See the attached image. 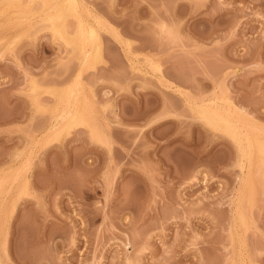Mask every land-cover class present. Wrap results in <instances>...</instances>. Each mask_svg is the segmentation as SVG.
Masks as SVG:
<instances>
[{"label": "rangeland", "instance_id": "obj_1", "mask_svg": "<svg viewBox=\"0 0 264 264\" xmlns=\"http://www.w3.org/2000/svg\"><path fill=\"white\" fill-rule=\"evenodd\" d=\"M261 147L264 0H0V264H264Z\"/></svg>", "mask_w": 264, "mask_h": 264}, {"label": "bare ground", "instance_id": "obj_2", "mask_svg": "<svg viewBox=\"0 0 264 264\" xmlns=\"http://www.w3.org/2000/svg\"><path fill=\"white\" fill-rule=\"evenodd\" d=\"M34 1H35V0H34ZM38 1H39V0H38ZM35 4H36V3H35ZM40 6H41V5H40ZM47 24H48V23H47ZM47 27H48V26H47ZM47 27H46V28H47ZM55 27H56V26H55ZM79 27H80V26H79ZM76 29H77V28H76ZM80 29H81V28H80ZM73 30H74V29H73ZM77 30H78V29H77ZM66 32H67V31H66ZM75 33H76V32H74L73 34H75ZM83 33H85V32H83ZM81 34H82V33H81ZM86 34H88V32H86ZM82 35H83V34H82ZM88 35H93V34H92V33H89ZM65 41H66V40H65ZM65 41H63V42H65ZM66 42H67V41H66ZM96 54H97V52H96ZM34 88H35V86H34ZM31 91H32V90H31ZM200 107H201V106H200ZM190 108H191V107H190ZM191 109H192V108H191ZM203 111H204V109H203ZM207 112H208V111H207ZM71 113H73V114L76 115V114H77L76 109H72V110H71ZM203 113L206 114L205 111H204ZM209 113H210V112H209ZM214 113H215V112H214ZM73 114H72V116H73ZM212 114H213V112L210 113V115H212ZM207 115H208V113H207ZM210 115H208V116H210ZM201 116H202V114H201ZM203 116H204V115H203ZM211 117H212V116H211ZM214 117H215V116L213 115L212 118H214ZM74 118H75V116L72 117V121L74 120ZM204 118H206V116H204ZM209 118H210V117H209ZM217 118H218V117H215V120H217ZM206 119H207V118H206ZM222 119H223V118H222ZM215 120H214V121H215ZM218 120H220V122H221V119H218ZM218 120L215 121V123H217ZM224 122H225V121H224ZM233 122H234V121H233ZM227 124H228V123H227ZM235 131H236V129H235ZM234 134H235V133H234ZM249 135H250V134H249ZM246 137H247V136H246ZM249 137H250V136H249ZM252 137H253V136H252ZM247 138H248V137H247ZM247 138H246V139H247ZM246 139H245V141L247 142L248 140H246ZM250 139L252 140L251 137H250ZM250 139H249L250 143L247 142V143H249V144H246V146H249V145H250V146H253V145H254L253 143L256 142V139H255V140H254L255 142L251 143L252 141H251ZM237 140H238V139H237ZM243 140H244V139H243ZM238 142H241V140H238L237 143H238ZM260 142H261V141L257 142L256 144H258V143H260ZM244 143H245V142H244ZM262 143H263V142H262ZM262 143H261V144H262ZM239 144H240V143H239ZM252 144H253V145H252ZM261 144H259V145H261ZM262 145H263V144H262ZM262 145H261V146H262ZM242 146H243V145H242ZM238 147H240V145H239ZM243 148H244V146H243ZM245 148H247V147H245ZM245 148L242 149V150H246ZM254 148H255V147H254ZM258 148H260V147L258 146ZM262 148L264 149V147H261L260 150H262ZM240 150H241V149H240ZM242 150H241V151H242ZM249 150H250V147H249ZM249 150H248V151H249ZM248 151H247V152H248ZM238 152H239V151H238ZM242 152H245V151H242ZM247 152H246V153H247ZM249 152H250V151H249ZM249 152H248V153H249ZM239 153H240V152H239ZM246 153H244L245 156L243 155V153H241V154H242V158H243V156L246 158V156L249 155V154L246 155ZM238 157H239V156H238ZM247 158H248V157H247ZM239 161H240V157H239ZM25 163H26V162H25ZM25 166H26V165H24V167H25ZM24 167H23V168H24ZM26 167H27V166H26ZM12 168L14 169V166H13ZM12 168H10V171L8 170L9 173L7 172L6 174H7V175H8V174H9V175H10V174H13V175H12V177H13L14 175L16 176V175L20 172V170L18 169V167H16L17 169L15 168V170H11ZM25 173H27V172H25ZM256 173H257V172H256ZM23 174H24V173H23ZM23 174H21V176H22ZM9 175L7 176L8 179L11 177V175H10V176H9ZM24 175H25V174H24ZM24 175H23V176H24ZM26 175H27V174H26ZM21 176H20V178L18 177L19 180H21ZM254 176H255V175H254ZM16 177H17V176H16ZM24 177H25V176H24ZM8 179H6V180H8ZM14 179H15V177H14ZM14 179H13V180H14ZM22 179H23V178H22ZM26 179H27V177H26ZM26 179H25V180H26ZM16 180H18V179H16ZM25 180L23 179V182H24ZM16 182H18V181H16ZM23 182H22V183H23ZM27 182H28V181H27ZM13 183H14V181H13ZM18 183L20 184V181H19ZM16 184H17V183H16ZM26 184H28V183H26ZM18 186H19V185H18ZM24 186H25V183H24ZM27 187H28V186H27ZM20 188H22V184H20ZM23 188H26V186L23 187ZM11 190H12V187H11ZM3 191H5V190L3 189ZM3 191L1 192V195H2ZM8 192H9V191H8ZM8 192H4V193L6 194V193H8ZM10 192H11V193H9L8 195L6 194V196H5L4 198L2 197V198H3L2 200H1V198H0V200L3 202L2 204L7 203V201H8L9 199H12V198H10V197L15 193V191H13V192L10 191ZM16 193L18 194V192H16ZM17 194H14V195H17ZM3 195H4V194H3ZM15 197H16V196H15ZM4 199H5V200H4ZM13 200H14V197H13V199L11 200V202H13ZM15 200H16V199H15ZM15 200H14L13 203H16V202H17V201L15 202ZM9 201H10V200H9ZM8 203L10 204V202H8ZM9 204H8V205H9ZM6 206H7V204H6ZM9 206H11V205H9ZM9 206H8V207H9ZM14 206H15V205H14ZM8 207H5V209L8 208ZM11 208L13 209L14 207L12 206ZM5 209H4V206L0 205V218L4 217V216H2L3 214L1 215V213H3L2 211H3V210L5 211ZM8 209H10V208H8ZM5 213H6V212H5ZM6 217H7V216H6ZM0 221H1V220H0ZM3 225H4V224H3ZM3 227H4V226H3ZM1 229H2V227H1ZM244 252H245V251H244ZM242 254H243V253H242ZM243 258H244V257H243ZM242 261H243V260H242ZM244 261H245V259H244ZM242 264H243V263H242ZM244 264H245V262H244Z\"/></svg>", "mask_w": 264, "mask_h": 264}]
</instances>
